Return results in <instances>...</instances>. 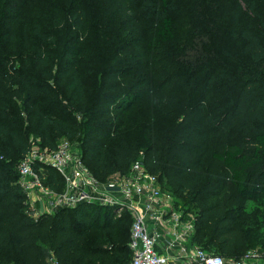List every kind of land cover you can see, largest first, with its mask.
Masks as SVG:
<instances>
[{
	"label": "trees",
	"instance_id": "trees-1",
	"mask_svg": "<svg viewBox=\"0 0 264 264\" xmlns=\"http://www.w3.org/2000/svg\"><path fill=\"white\" fill-rule=\"evenodd\" d=\"M128 3L148 33L144 52L155 61L149 80L136 86L149 83L151 90L166 92L158 112L170 127L158 135L147 126L134 140L111 122L112 108L127 110L137 99L132 86L115 89L136 69L120 57L122 50L108 56L90 93L81 68L57 66L75 55L68 45L86 37L85 12L73 13L70 29L78 32L68 37L37 27L33 67L0 73V264H50L51 253L59 264L132 259V217L127 211L119 217L130 224L129 236L116 242V205L84 201L38 217L29 213L19 174L6 161L22 158L32 135L50 149L63 138L77 139L84 161L104 182L143 157L184 208L198 209L193 242L208 250L241 257L264 224V0L233 3L209 19L204 33L186 28L180 0ZM13 21L7 22V40L14 35ZM69 73L66 99L55 84ZM42 175L52 189L65 190L55 168L45 166ZM93 230L103 240L91 241Z\"/></svg>",
	"mask_w": 264,
	"mask_h": 264
},
{
	"label": "rangeland",
	"instance_id": "rangeland-1",
	"mask_svg": "<svg viewBox=\"0 0 264 264\" xmlns=\"http://www.w3.org/2000/svg\"><path fill=\"white\" fill-rule=\"evenodd\" d=\"M237 1L240 4L245 3V0H180L186 16V28L201 30L204 33V28H208L206 23H210L209 19H212L214 14L228 11ZM74 12L78 14L85 12L87 35L81 42L74 39L72 44L68 45L70 50H74L75 55L69 59L63 58L57 66L61 69L81 68L83 72L81 74L89 84L90 93L95 90L98 82L95 75L109 62L108 56L122 50L120 57L127 60L130 70L135 67L136 69L126 81L115 82V89L121 90L132 86L137 99L127 110L112 108L111 122L117 123L128 139H141L147 126L152 127L158 135L165 133L170 127V121L163 119L158 111L166 99V92L159 89L151 90L149 83L143 87L136 86L138 80L145 82L149 80L148 71L150 72L155 65V61L153 56L144 52V45L149 38L148 33L140 26L128 0H0V73L6 69L33 67L37 27L60 31L66 37L78 32L76 29H70L74 21L72 17ZM11 19L14 20V35L12 39L7 40L6 34L9 30L7 22ZM90 52L94 53L89 57ZM70 75L69 73L64 76L60 85L55 84L66 99L71 91L64 87ZM19 108H22L21 102ZM80 117H84V114L79 115ZM29 140L32 141L31 137ZM71 141L80 147L77 139ZM20 159L21 156L11 155L6 162L18 172ZM25 203L28 207L27 201ZM117 211L118 209L115 211V222L117 236L120 238H116L115 241L122 242L121 237L129 236L130 224L120 222L121 215L119 216ZM193 211L196 212L198 209L193 208ZM258 229L253 233L250 250L264 254V224ZM98 236L103 240L105 235L95 230L89 233L91 241ZM209 250L221 253L226 260L229 258L216 247ZM248 264H264V257L253 258Z\"/></svg>",
	"mask_w": 264,
	"mask_h": 264
},
{
	"label": "built area",
	"instance_id": "built-area-1",
	"mask_svg": "<svg viewBox=\"0 0 264 264\" xmlns=\"http://www.w3.org/2000/svg\"><path fill=\"white\" fill-rule=\"evenodd\" d=\"M32 145L21 158L18 182L27 195L29 213L38 217L41 202L47 211L73 207L84 201L116 205L119 216L132 217L129 247L130 264H248L264 254L249 250L241 257H229L193 242L197 212L184 208L179 199L165 189L158 174L150 171L143 157L135 159L129 170L108 182L100 180L83 159L82 151L67 138L56 148L41 146L31 136ZM45 166L55 168L65 179L64 191H56L42 175ZM118 185L119 190L107 186ZM50 264H59L51 253Z\"/></svg>",
	"mask_w": 264,
	"mask_h": 264
},
{
	"label": "water",
	"instance_id": "water-1",
	"mask_svg": "<svg viewBox=\"0 0 264 264\" xmlns=\"http://www.w3.org/2000/svg\"><path fill=\"white\" fill-rule=\"evenodd\" d=\"M107 189L108 190H119L120 186H118V185H109V186H107ZM41 209H42V212L45 211L43 202H41Z\"/></svg>",
	"mask_w": 264,
	"mask_h": 264
},
{
	"label": "crops",
	"instance_id": "crops-1",
	"mask_svg": "<svg viewBox=\"0 0 264 264\" xmlns=\"http://www.w3.org/2000/svg\"><path fill=\"white\" fill-rule=\"evenodd\" d=\"M45 210H48L47 208H45Z\"/></svg>",
	"mask_w": 264,
	"mask_h": 264
}]
</instances>
